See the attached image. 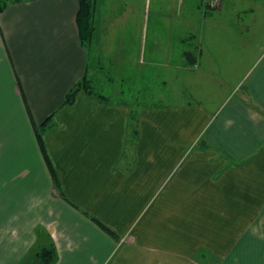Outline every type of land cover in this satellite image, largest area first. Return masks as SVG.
Masks as SVG:
<instances>
[{"label":"crops","instance_id":"crops-1","mask_svg":"<svg viewBox=\"0 0 264 264\" xmlns=\"http://www.w3.org/2000/svg\"><path fill=\"white\" fill-rule=\"evenodd\" d=\"M226 4L237 15L222 17V35L261 39L240 93L196 90L191 51L169 77H189L200 98L174 99L178 123L147 129L151 109L121 98L64 104L103 67L101 30L79 39L78 0L0 12V264H22L43 236L52 264H264V0Z\"/></svg>","mask_w":264,"mask_h":264},{"label":"rangeland","instance_id":"rangeland-1","mask_svg":"<svg viewBox=\"0 0 264 264\" xmlns=\"http://www.w3.org/2000/svg\"><path fill=\"white\" fill-rule=\"evenodd\" d=\"M96 4L94 24L101 30L104 54L100 60L103 67L92 87L112 100H126L133 109H151L145 129L161 119L166 125L176 119L175 112L168 110L179 103L174 99L189 102L193 95L200 98L196 90L207 95L208 91L225 93L229 89L236 96L245 85L246 67L261 39L222 35V17H235L234 7L226 4L222 10L216 6L218 0H96ZM95 32L96 28L93 41ZM187 50L197 52L199 58L200 67L192 76L196 90L191 89L189 77L181 75L176 81L169 77L171 64L188 58ZM175 90L182 96H173ZM175 123L171 122L170 128Z\"/></svg>","mask_w":264,"mask_h":264},{"label":"trees","instance_id":"trees-1","mask_svg":"<svg viewBox=\"0 0 264 264\" xmlns=\"http://www.w3.org/2000/svg\"><path fill=\"white\" fill-rule=\"evenodd\" d=\"M26 0H0V12H2L9 4L23 2ZM79 8L76 14V21L78 26V35L82 44L85 46H89L93 33L95 30L94 24V14L96 8V0H78ZM191 51H187L189 57L191 56ZM88 92L97 94L92 88V84L88 78H80L78 79L73 86L69 89V91L65 95L64 104H72L76 96L80 92ZM98 95V94H97ZM50 117H48L42 124L40 128H44L45 124L48 123ZM37 130V139L38 142L44 152L43 140L40 130ZM45 157L48 160V156L46 153ZM56 184L59 185L56 177ZM98 223L108 232L114 233L107 225L103 222L98 221ZM43 243L37 245V247L31 249V251L26 254L24 257L22 264H52L57 258V249L55 244L50 240L48 236H43Z\"/></svg>","mask_w":264,"mask_h":264}]
</instances>
